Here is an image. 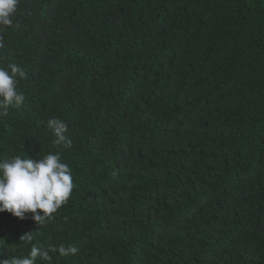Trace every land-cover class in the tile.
I'll return each instance as SVG.
<instances>
[{"label":"trees","instance_id":"16d2710c","mask_svg":"<svg viewBox=\"0 0 264 264\" xmlns=\"http://www.w3.org/2000/svg\"><path fill=\"white\" fill-rule=\"evenodd\" d=\"M13 21L0 158L59 153L74 187L43 225L0 212V259L264 264V0H19Z\"/></svg>","mask_w":264,"mask_h":264},{"label":"clouds","instance_id":"9594fccd","mask_svg":"<svg viewBox=\"0 0 264 264\" xmlns=\"http://www.w3.org/2000/svg\"><path fill=\"white\" fill-rule=\"evenodd\" d=\"M18 3L19 0H0V27L13 26ZM0 47H3L2 37ZM25 75L17 64L0 67V117L8 115L11 107H19L25 101V95L17 88ZM47 127L54 131L56 144H62L65 149L72 147L71 139L64 134L68 130L64 121L49 119ZM73 187L69 165L61 160L59 153H49L38 160L19 155L0 158V212L8 211L21 220L26 218V213H32V219L43 225L69 199ZM21 239L31 241L32 237L28 233ZM50 251L67 256L75 255L78 248L64 245L57 248L50 244L45 250L33 245L27 256H10L0 259V264H36L37 257L50 264Z\"/></svg>","mask_w":264,"mask_h":264}]
</instances>
